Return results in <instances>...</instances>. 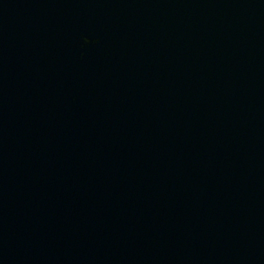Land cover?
Instances as JSON below:
<instances>
[{
    "label": "water",
    "instance_id": "obj_1",
    "mask_svg": "<svg viewBox=\"0 0 264 264\" xmlns=\"http://www.w3.org/2000/svg\"><path fill=\"white\" fill-rule=\"evenodd\" d=\"M0 264H264V0H0Z\"/></svg>",
    "mask_w": 264,
    "mask_h": 264
}]
</instances>
